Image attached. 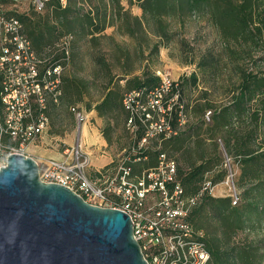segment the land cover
Here are the masks:
<instances>
[{
    "label": "trees",
    "instance_id": "16d2710c",
    "mask_svg": "<svg viewBox=\"0 0 264 264\" xmlns=\"http://www.w3.org/2000/svg\"><path fill=\"white\" fill-rule=\"evenodd\" d=\"M65 1L68 5L63 8L64 17L73 18L67 34L88 39V43L93 47H96L102 40L110 41L117 51H114L117 54L116 62L121 66V75L118 81L113 79L114 75L105 61V54L97 59L102 68L100 72L103 73L102 77L106 79V82L102 85L101 100L96 103L94 110L98 117L103 118L122 108L126 120L127 115L123 109L120 95V81H124V88L129 92L148 91L160 83V77L152 74L148 69H143L140 76L131 75L133 73L131 68L125 66L130 56L128 50L119 43H114V37L104 33L106 28L114 27L119 33L135 39L137 41L135 50H139L140 55L143 56L145 46V50L148 52L147 56H158L161 48H170L175 35L172 30L173 22L177 21L179 27L182 28L185 17L198 20L201 18V14L207 15L216 33L215 41L198 54L189 43H186L185 49L181 47V53L184 54L187 64L196 61L195 66L203 77L224 79L222 92L227 95L228 102L214 107L210 100L211 92L208 90L200 92L201 96L197 104L201 106L202 110H213L210 117L211 123L206 125L204 133L207 136L206 139L212 142L214 153L211 155L207 149L202 148V144L197 143L200 149L193 147L191 149L187 144V153L183 151L185 153L182 156L187 159L188 165L185 170H182L177 164V178L188 197L200 193L202 185L207 179L213 186L221 182L225 176L224 170H217V174L212 177L209 174L220 162V158L216 157V151L218 142L222 144L227 157L233 160L241 171L238 180L242 190V196L239 198L241 201L239 205L232 206L229 198L215 199L209 193H204L201 202L190 214L189 221L195 227L193 224L194 214L204 205H209L213 218L223 224L221 237L204 238L206 250L210 255V264H256V258L264 256V227L258 224L261 219H264V69L255 67L254 70L248 71L242 67L241 63L252 59L254 52L258 49L264 51V0L128 1L129 5H132L131 1L135 2L141 10L140 16L132 15L129 10H125L120 5L121 0H107V2L104 0ZM44 3L47 5L55 3L58 8H61L60 3L63 1L46 0ZM71 3L107 4L102 8L101 19L98 18L100 8L98 5H94L96 6L94 15H86L85 22H81L79 21V18L82 17L80 8L75 4L71 9ZM17 19L20 21L19 18ZM23 31L37 54L40 55L54 48L55 45L35 48L25 33L24 27ZM138 35L143 37V41L139 39ZM218 43L220 44L218 45ZM63 57L64 53L57 55V58ZM220 67L223 69L221 70ZM93 77V80L97 81L98 73L96 71L93 73ZM198 81L200 78L195 73L188 78L182 77V83L192 84L194 87L197 86ZM63 82L67 88L72 87L75 83L68 78L63 79ZM181 90V86L177 83V88L173 89L172 93L178 91V94L181 95ZM77 92L79 91L76 90ZM67 95L71 100L70 96L75 94L67 92ZM90 109V106L86 107L87 111ZM175 109L179 112L178 107ZM171 115L173 126H176L178 114L172 110ZM199 123L201 121L189 127L187 131L163 142L160 151L147 150L138 153L140 157L147 156L148 160L134 164L133 172L140 165L144 169L154 166L159 152L171 157L170 151L165 149L163 144L166 142L174 144L177 148H173V152L179 151L184 141V139L180 141V137L188 138L194 129L200 130ZM196 136L199 134L197 133ZM192 153L197 155L195 160L192 158ZM238 233L247 234V237L251 235L252 244L246 247L229 248V242Z\"/></svg>",
    "mask_w": 264,
    "mask_h": 264
},
{
    "label": "built area",
    "instance_id": "2783aa9c",
    "mask_svg": "<svg viewBox=\"0 0 264 264\" xmlns=\"http://www.w3.org/2000/svg\"><path fill=\"white\" fill-rule=\"evenodd\" d=\"M36 3L43 7L41 1ZM60 53L63 58H57ZM67 59L68 52L55 47L37 54L22 23L0 14V153L5 157L27 156L28 145L43 143L49 128L48 106L60 102L61 62ZM159 76L160 83L153 89L124 95L125 126L133 144L112 168L94 169L91 176V155L78 144L63 148L60 159H47L39 168V179L70 189L92 206L126 214L147 264H210L204 236L189 221L203 194L212 192L210 180H205L200 193L186 196L175 159L163 152L157 154L154 166L138 174L132 170L134 164L148 160L138 153L160 151L162 143L177 136L184 125L178 91L172 93L177 83ZM174 105L179 108L176 126L171 115ZM70 112L79 124L84 122L77 107ZM238 202L234 192L231 203Z\"/></svg>",
    "mask_w": 264,
    "mask_h": 264
},
{
    "label": "rangeland",
    "instance_id": "374dc122",
    "mask_svg": "<svg viewBox=\"0 0 264 264\" xmlns=\"http://www.w3.org/2000/svg\"><path fill=\"white\" fill-rule=\"evenodd\" d=\"M37 1L38 0H16L14 3H0V14L7 17L19 18L22 22L25 33L31 39L35 48L44 45H55L54 47L56 50L60 48L68 52V59L61 62L62 68H64L62 71V95L60 103L57 106L51 104L48 106L47 114L49 118V128L47 134L43 139V143L28 145L25 151L26 153L37 155L39 168L42 170L45 166V160L49 159L48 157L50 155L58 154L59 157L55 159H60L63 148L68 146L75 147L76 144L74 141L78 130L83 125H87L95 133V135H93L95 138V144H91L90 141L87 142V138H85L86 136L84 137V148L86 147V151L91 155V161L93 160L97 162L92 165L94 167H102L109 161L108 165L101 169L104 171V169L112 168L116 159L127 153L133 144L125 126V114L121 108L120 111L115 110L112 113L105 115L106 117H98V119L95 120L86 117L87 115L84 111H86L87 106L95 107L96 103L101 100L102 85L106 82V79L102 77L103 73L100 72L102 68L97 59L103 57L102 54H105V61L110 66L112 75H114L113 79L118 81L120 78L121 66L116 62L117 54L115 52L117 51L110 41L102 40L96 47H93V45L88 43V39H82L67 34L73 18L70 16L66 18L64 17L65 13L63 12V8L68 5L65 0H62L63 3H60L61 8H58L55 3L47 5V3H44L46 0H39L43 2V7L40 8L36 3ZM104 1L107 2V0ZM128 1L130 0H121L120 5L125 10H129L132 15L140 16L141 10L137 7L135 2L131 1L132 5H129ZM75 4L80 8V13L82 15V17L79 18V21L85 22L86 15L93 16L96 12V6L94 5H98V8H100V15L98 18L101 19L102 8L107 3H96L92 5L71 3V9L74 8L73 6ZM200 16L201 18L198 20L192 19L191 17H185L184 26L182 28L179 27L177 21L173 22L172 30L175 32V35L170 44V48H161L158 56H147L148 52L145 50V46L143 56L140 55V51L135 50L137 41L119 33L114 27H108L104 32L106 35H112L114 37V43H119L122 47L128 50L130 56L125 66L131 68L133 72L131 75L140 76L143 69H148L152 74H155L158 77H160L159 74L161 76H166L171 79V81L178 83L181 86L182 96L179 94L178 104L184 106L181 113L184 125L181 127L180 133L187 131L189 127L195 125L198 121H201V123L198 124L201 125V128H199L200 130L197 128L194 129L188 138H185V136L180 137V141H183V139L184 141L182 142L183 146L179 151L173 152V148H177L174 144L167 142L166 144H163L165 145V149L170 151V156L176 160L178 166L181 167L182 170H185L188 165L187 159L182 156L183 153H187V144H189L191 149H200L197 146V143L202 144L203 149H207L211 155L214 153L212 147L213 144L206 139L207 136L204 133L206 125L211 123L210 117L213 110H202L201 106L197 104V101H199L201 96L200 92L204 90L211 92L210 100L213 102L214 107L228 102L227 95L225 92H222L224 79L213 78L210 76L203 77L195 66L196 61L187 64L184 60V54L181 53V47L185 49L186 43H189L198 54L204 49L210 47L215 41L216 33L207 15L201 14ZM138 37L140 40L143 39L140 35H138ZM219 44L220 43H218V45ZM262 58H264V51L258 49L254 52L252 59H247L245 62H242L241 65L248 71L254 70L255 67L256 69H264V60H261ZM220 64L222 65V63ZM220 69L222 70L223 68L220 67ZM95 71L98 73L97 81L93 80V73ZM193 73L197 74L200 78L196 87L192 84L187 85L182 83V77L188 78ZM65 78L74 81V85L67 88L63 82V79ZM119 85L121 87L120 95L122 101L124 95L129 93V90L124 88V81H120ZM76 90L79 91L77 92L78 94L76 93ZM67 92L75 94L70 96L71 100H69ZM168 98H172V96L169 95ZM72 107H77L78 111L85 116L83 123L79 124L76 121L74 115L70 112V108ZM175 107L176 105H174L173 108L174 113L178 114ZM208 112H210V114L207 119L206 115ZM197 133L199 136H196ZM38 152L41 154H37ZM196 157L197 155L193 154V160H195ZM216 157L218 159L220 158V162L216 164L215 169H212L209 176L212 177L213 175H216L217 170H224L225 176L221 182L214 186L210 196L215 199H231L232 194L236 192L240 198L242 196V190L238 182L241 172L239 166L227 157L222 144L219 142ZM5 161L6 157L0 153V166H4ZM138 167L139 168L135 170L136 174L144 170L143 166L140 165ZM101 169L100 171L102 172ZM88 173L93 176V167L88 169ZM229 176H232V180L230 178L227 183V177ZM240 201L241 199L237 205H239ZM193 222L195 226L194 228L201 232L204 238L207 239L213 236L221 237L223 224L213 218L209 205H204L202 209L194 214ZM258 224H260L261 227H264V219H261ZM251 237V235H248L247 237V234L238 233V235L229 242V248L249 246L252 244ZM256 264H264V256L256 258Z\"/></svg>",
    "mask_w": 264,
    "mask_h": 264
},
{
    "label": "water",
    "instance_id": "95a60500",
    "mask_svg": "<svg viewBox=\"0 0 264 264\" xmlns=\"http://www.w3.org/2000/svg\"><path fill=\"white\" fill-rule=\"evenodd\" d=\"M0 264H147L129 217L44 183L31 157L0 166Z\"/></svg>",
    "mask_w": 264,
    "mask_h": 264
},
{
    "label": "crops",
    "instance_id": "0c3cea01",
    "mask_svg": "<svg viewBox=\"0 0 264 264\" xmlns=\"http://www.w3.org/2000/svg\"><path fill=\"white\" fill-rule=\"evenodd\" d=\"M14 1H16V0H0V3H14ZM84 113L87 115L86 117H88V118H91V119H95V120H97L98 119V115H97V112L94 110V107H91V109L90 110H86V111H84ZM91 131V132H90ZM91 133V134H90ZM93 135H95V133H94V131L92 130V129H90L87 125H83L82 127H80V129L78 130V133H77V135L75 136V141H74V143L76 144V145H80L81 147H83V149L86 151V147L84 148V143H85V138H87V142L88 141H90V143L91 144H95V138H94V136ZM86 136V137H85ZM85 137V138H84ZM102 146V145H101ZM27 154V156L28 157H31V158H33L37 163H38V157H37V155H35V154H32V153H26ZM37 154H41V153H37ZM50 155V154H49ZM38 156H42V155H38ZM57 156V157H56ZM59 156H58V154L57 155H50L48 158L49 159H55V158H58ZM47 160V159H46ZM45 160V161H46ZM96 161H91V165L92 164H94ZM97 163V162H96ZM108 163H109V161L105 164V165H103L102 167H94L93 165H92V167H93V169H101V168H104V166H106V165H108Z\"/></svg>",
    "mask_w": 264,
    "mask_h": 264
},
{
    "label": "bare ground",
    "instance_id": "6f19581e",
    "mask_svg": "<svg viewBox=\"0 0 264 264\" xmlns=\"http://www.w3.org/2000/svg\"><path fill=\"white\" fill-rule=\"evenodd\" d=\"M214 188V187H213Z\"/></svg>",
    "mask_w": 264,
    "mask_h": 264
}]
</instances>
